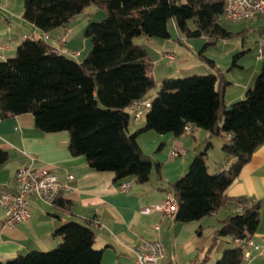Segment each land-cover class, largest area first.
Listing matches in <instances>:
<instances>
[{"label": "trees", "instance_id": "obj_1", "mask_svg": "<svg viewBox=\"0 0 264 264\" xmlns=\"http://www.w3.org/2000/svg\"><path fill=\"white\" fill-rule=\"evenodd\" d=\"M225 0H23L22 17L43 33L69 22L86 8L104 11L100 21L89 22L84 30L91 42L87 56L76 62L68 55L55 54L42 37H26L15 54L0 61V118L30 113L42 132L67 131L68 150L83 156L96 171L114 173L120 183L150 180L153 168L159 181L161 164L152 161L138 145L140 134L181 136L192 125L207 132L209 138L229 136L221 147L229 165L215 174L208 172L206 141L191 160L187 172L168 183L167 190L177 202L175 221L187 223L212 215L228 202L225 190L264 143V46L259 71L244 98L226 105L225 73L204 55V49L218 39L233 34L221 23ZM186 38L205 37L199 59L211 73L182 79H165L151 98L143 126L129 132L131 115L126 111L136 100L148 97L155 88L148 51L133 42L138 36L170 38L167 22ZM191 21L193 28L188 22ZM226 21V20H225ZM245 33V30L238 34ZM237 34V35H238ZM232 57V68H239ZM230 107V111L226 109ZM8 158L0 149V165ZM54 205L62 209L68 203ZM237 202H245L237 199ZM259 222V204L250 203L242 212L228 216L213 233V240L230 241L215 264H241L243 250L234 238H250ZM53 236L61 241L48 251H30L0 264H101L102 249H95V233L89 225L67 222ZM211 247L201 263H206Z\"/></svg>", "mask_w": 264, "mask_h": 264}, {"label": "crops", "instance_id": "obj_2", "mask_svg": "<svg viewBox=\"0 0 264 264\" xmlns=\"http://www.w3.org/2000/svg\"><path fill=\"white\" fill-rule=\"evenodd\" d=\"M255 23H257V31L262 33L264 17L250 20L249 25ZM87 24L88 22L83 21L79 25L68 26L69 33L64 49L69 50L67 47H73L69 46V43ZM243 30L246 33L249 31L247 27ZM62 32L63 27H59L43 33L23 19L22 10H13L9 0H0V55L4 57L3 60L12 57L17 46L26 37L36 38L47 34L46 43L50 47H58ZM244 44L243 39L242 47ZM262 46H264L263 40L260 42V48ZM238 65L240 67L237 69L244 71L243 63ZM258 71V65L255 63L251 76L244 80L230 77L232 71H228V75H225L228 85L224 95L227 106L238 98H244L247 88L253 84ZM233 85L236 86L235 89L229 92ZM126 111L130 113L129 109ZM131 123L135 128L130 127ZM130 124L128 130L132 133L139 128L138 126H143L144 117L140 123H135L131 117ZM188 127L190 132H184L178 137L171 134L155 133L158 137L150 135L154 138L155 145L158 142L157 149L170 155L169 159L165 154L156 158L163 172L162 181L158 182L156 189L148 184L150 180L148 183L138 184L130 177L124 180L130 183V188L126 192H121L118 189L119 183L114 181L113 172L96 171L88 166L83 156L70 154L67 131L42 132L35 127L30 113L0 118V149L6 151L8 155L7 160L0 165V192H13L16 170L29 164L49 170L61 182L66 181L67 175H73L70 181L71 190L59 195V202L68 203L67 209L44 203L37 197H29L28 220L13 228H2L4 215L0 207V262H8L30 251L53 249L61 241L59 236H53V232L64 223L77 222L89 225L94 231V248L102 249L103 252L101 264H134L132 250L139 238L161 241L164 246V256L161 260L163 264H178L180 256L186 257L185 264H212L210 256L206 263H201L208 248L207 243L199 242L202 239L200 234L203 233L204 225L209 223L213 235L222 220L239 213L237 199L241 198L248 203L259 204L258 226L249 238L255 247L249 246L243 251L244 258L241 264H264V143L254 150L250 160L225 190L228 202L212 215L198 221L179 223L175 221V216L165 213L141 212L143 208H152L166 200L169 193L168 183L175 181L187 171L191 160L201 152L206 141L211 144L206 151L208 172L215 174L228 167L229 160L224 158L221 147L229 142V136L223 137V141L217 145V141L212 143L214 137L209 138L206 131L192 125ZM140 136L137 141L143 150L139 142ZM179 147L185 149V154L176 157L171 149ZM211 148L213 152L215 151V157L210 159L211 155L208 154ZM30 158H33V162ZM165 182L166 186H164ZM187 231L190 232L188 235L192 234L191 238L185 236ZM191 231H195L199 237L193 238L194 234ZM218 240L222 242L218 250L221 253L222 249L228 246L230 238L219 237L216 241ZM217 253L215 255H218Z\"/></svg>", "mask_w": 264, "mask_h": 264}, {"label": "rangeland", "instance_id": "obj_3", "mask_svg": "<svg viewBox=\"0 0 264 264\" xmlns=\"http://www.w3.org/2000/svg\"><path fill=\"white\" fill-rule=\"evenodd\" d=\"M9 3L11 4L13 10L23 11V0H9ZM104 17H105V13L103 10L96 8L94 6H90L86 8L79 16H75L73 20L69 22L68 26L73 27L81 24L83 21L88 23L91 21H100ZM249 23L250 21L235 22V21L222 20L221 25L224 28H226L229 32H231L233 34V37L230 39H218L213 45H209L204 49V55L209 59L214 60L217 67L220 68L222 72L225 73V75H228L227 74L228 71H232L230 72L231 73L230 77H234L237 80H239V78L244 80L247 79L249 76H251V71L254 70L255 63L258 65V68H260L261 65V60L258 59V53L260 50V42H262V40L264 41V33H263L264 31L262 33L257 31L256 29L257 23L251 25H249ZM252 23H254V21H252ZM188 25L190 28H193L191 21L188 22ZM246 27L249 29L247 33L245 32L244 35L238 34L239 32L242 31V29ZM167 28L170 33V38L168 39L148 38L145 36H138L133 39V42L135 44L144 47L150 55V59L153 67L152 75L155 81V88L152 89L148 94V96L151 98L154 96L155 91L159 88V84L162 80L182 79L193 75H205L211 73L207 65L200 62L198 56L199 50L202 48V46L207 41V39L205 37L186 38L183 34L179 33L176 30L172 19H170L167 22ZM84 30L85 27L83 31L77 33L69 43V46H73V47H67V49L69 48V50L78 51L79 53L78 57L70 58L76 62H81L87 56V53L91 48V42L88 38L85 37ZM243 39L245 41L244 47H242L241 45ZM240 52H242V54L240 55V58H238L237 62L238 64L243 63V65L245 66L244 71H240L237 68L229 69V67L231 66L232 57L234 56V54ZM165 53L175 56V60L170 61L165 56L166 55ZM235 87L234 85L230 87L229 92L233 91ZM241 99H243V97L238 98L236 100H241ZM140 122L141 120L138 123ZM130 127L135 128V126L132 125V123L130 124ZM140 135L141 136L139 142L143 148L142 152L145 155H147L152 161L159 163V161H157L156 158H159L163 154H165L167 159L170 158L169 154L167 155L166 152L162 153L161 150L157 149L158 142L156 143V145L154 144V138L150 135H154V137H158L157 134H155V132H144ZM223 137H225L224 134L221 137H217V138L214 137L212 143H215L217 141L216 144L217 145L220 144L223 141ZM191 150H193V148ZM209 151L210 154L208 155H211L210 159L214 158L215 151L213 152L212 148ZM206 161H207V156H206ZM151 173H152L151 179L148 184L151 185L154 189H156L158 186V182H160L157 176L156 169L153 168ZM160 175L161 177L163 176V172L161 171V168H160ZM164 186H166V182ZM204 226L205 228L203 229V233L200 234V237L202 239H200L199 242L207 243L206 244L207 248L211 247L209 256L212 257V264H215L217 256L218 257L220 256L218 250L222 242L221 240L218 241L213 240L212 238L213 235L211 233L212 226L209 225V223L208 224L206 223ZM187 227L189 226H186V228ZM191 232H193L194 234V236H192L193 238L197 239V237H199L197 236V233L195 231H191ZM188 234H190V232L188 233L187 231L185 233V236L191 238L192 234L191 235ZM216 253L218 255H215ZM180 257L181 258L179 259L178 264H185L184 260H186L185 259L186 257L183 256Z\"/></svg>", "mask_w": 264, "mask_h": 264}, {"label": "built area", "instance_id": "obj_4", "mask_svg": "<svg viewBox=\"0 0 264 264\" xmlns=\"http://www.w3.org/2000/svg\"><path fill=\"white\" fill-rule=\"evenodd\" d=\"M224 19L226 21H250L257 17H264V0H225L224 3ZM69 33V28L64 27L60 37V46L50 47V50L55 54L68 55L70 57H78V51L64 49ZM43 40H47L48 35L44 34ZM261 48L258 53L260 59ZM170 61L175 60V56L171 54L165 55ZM4 57L0 55V60ZM151 107V98L144 97L134 100L128 107L130 115L135 123H138L145 115L146 111ZM185 133L190 132L187 126ZM172 154L181 156L185 154L184 148L172 149ZM33 162V158H30ZM73 175L69 174L65 182H61L49 170L34 167L29 164L20 167L14 175V191L0 192V207L3 210L4 219L1 223L2 228H13L17 224L28 220L30 217L29 197H37L47 204H53L56 198L65 191H70V181ZM130 188V183L122 181L118 184V189L121 192H126ZM250 205L248 202H239L237 205L238 211L242 212ZM153 211L165 213L166 215L175 216L177 211V202L173 194L168 193L166 200L152 208H143L142 213L148 214ZM234 244L239 246L243 251L249 247H255L249 238H234ZM134 264H163L161 260L164 256V246L159 240H151L139 238L134 249ZM194 264V263H189ZM249 264V263H248Z\"/></svg>", "mask_w": 264, "mask_h": 264}, {"label": "water", "instance_id": "obj_5", "mask_svg": "<svg viewBox=\"0 0 264 264\" xmlns=\"http://www.w3.org/2000/svg\"><path fill=\"white\" fill-rule=\"evenodd\" d=\"M231 110V108L230 107H228L227 109H226V111L228 112V111H230Z\"/></svg>", "mask_w": 264, "mask_h": 264}]
</instances>
